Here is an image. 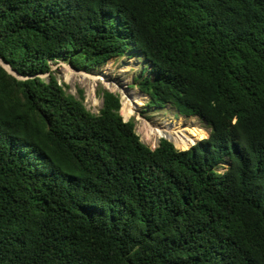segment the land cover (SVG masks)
<instances>
[{
  "label": "trees",
  "instance_id": "16d2710c",
  "mask_svg": "<svg viewBox=\"0 0 264 264\" xmlns=\"http://www.w3.org/2000/svg\"><path fill=\"white\" fill-rule=\"evenodd\" d=\"M130 48L207 138L151 148L48 65ZM0 58V264H264V0H0Z\"/></svg>",
  "mask_w": 264,
  "mask_h": 264
},
{
  "label": "rangeland",
  "instance_id": "374dc122",
  "mask_svg": "<svg viewBox=\"0 0 264 264\" xmlns=\"http://www.w3.org/2000/svg\"><path fill=\"white\" fill-rule=\"evenodd\" d=\"M109 60V62L107 61L102 65L94 66L89 69H75L67 64L62 58L48 61V65L52 75L61 85H63L64 90L67 93L74 95L76 98H80L81 92L83 96V98L81 97L83 99V104L89 111L95 114H97L102 108L103 91L107 90L118 95L122 104L124 102L123 91L130 90L137 92L139 99L136 101H140V103H136L135 114L126 118L123 114V109H121V115L125 120L134 122L136 133L139 135L141 141L151 148L158 146L161 139H166L168 141L169 139L167 136H155L153 137L154 140L145 137V133H142L141 128L143 126L142 124L148 121L151 124L153 123V126L158 127L181 120L184 124L182 127L184 130L188 126L196 125L197 130L200 132V137H196L192 145L202 138L208 137L210 129L199 117H182L170 105H166L164 108H156L149 104V96L140 90L139 84L146 77L152 79L154 77V72L151 63L139 49L130 48L125 54L114 56ZM66 68H70L72 71L76 72V74L71 78L68 77L66 74ZM89 76L94 78L101 76V79L94 80ZM41 77L47 79L48 74H44ZM104 79H106L105 83ZM94 87L95 92L90 93L88 89H93ZM142 100H144V103H142ZM187 132V130L184 131V133ZM171 142L174 143L173 141ZM174 145L177 148L175 143ZM192 145H190V147ZM228 163V160H225L218 166L217 171L223 172L226 170Z\"/></svg>",
  "mask_w": 264,
  "mask_h": 264
},
{
  "label": "bare ground",
  "instance_id": "6f19581e",
  "mask_svg": "<svg viewBox=\"0 0 264 264\" xmlns=\"http://www.w3.org/2000/svg\"><path fill=\"white\" fill-rule=\"evenodd\" d=\"M6 68L9 71L13 72L12 70L9 69L10 68L9 66L6 65ZM66 74L68 77L71 78L74 74H76V72L72 71L70 68H66ZM89 77L93 78L94 80H100L101 79V76H98L95 78L92 76H89ZM105 82H106V79H104V83ZM88 90L90 93L95 92V87L93 89L90 88ZM123 99H124V102L122 104V101H121V105H122L121 109H123L122 111H123L124 116L126 118H129L130 116H133L135 114L136 103L137 104L140 103V101H136L137 99H139V95L135 91H130V90L126 91L125 90V91H123ZM142 103H144V100H142ZM120 113H121V111H120ZM152 124L149 123V121L144 122V124H142L143 126H142L141 130H142V133H145L144 134L145 137H148V139L149 138L153 139V137H155V136L156 137L167 136L168 139L170 141H173L176 144L177 148H179L181 150L188 149L190 147V145H192L194 143L195 138L200 137V132H199V130H197L196 125L188 126L184 130V129H182L184 124H183V121H181V120L174 121L173 123H167L164 126H158V127H155ZM186 130L188 132L184 133V131H186Z\"/></svg>",
  "mask_w": 264,
  "mask_h": 264
},
{
  "label": "water",
  "instance_id": "95a60500",
  "mask_svg": "<svg viewBox=\"0 0 264 264\" xmlns=\"http://www.w3.org/2000/svg\"><path fill=\"white\" fill-rule=\"evenodd\" d=\"M0 64L10 73V74H12V75H14V76H16L17 78H19V79H26V78H28V77H23V76H20V75H18L14 70H12L11 68V70L13 71V72H11V71H9L7 68H6V65L7 66H9L8 64H5L2 60H1V58H0ZM10 67V66H9ZM125 120V119H124Z\"/></svg>",
  "mask_w": 264,
  "mask_h": 264
},
{
  "label": "clouds",
  "instance_id": "9594fccd",
  "mask_svg": "<svg viewBox=\"0 0 264 264\" xmlns=\"http://www.w3.org/2000/svg\"><path fill=\"white\" fill-rule=\"evenodd\" d=\"M49 61H51V60H49ZM120 102H121V101H120ZM121 116H122V115H121ZM180 116H181V115H180ZM182 117H185V116H182ZM124 121H127V120H124ZM202 139H203V138H202ZM169 141H170V140H169ZM170 142H171V141H170ZM173 144H174V143H173ZM174 146H175V145H174ZM192 146H193V145H192ZM187 150H188V149H187ZM228 162H229V161H228ZM221 164H222V163H221ZM229 166H230V162L228 163V167H229ZM228 167H227V168H228ZM226 170H227V169H226ZM226 170H224V171H226ZM224 171H223V172H224Z\"/></svg>",
  "mask_w": 264,
  "mask_h": 264
}]
</instances>
